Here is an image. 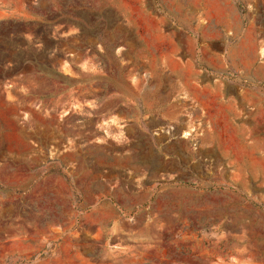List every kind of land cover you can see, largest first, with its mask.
Returning a JSON list of instances; mask_svg holds the SVG:
<instances>
[{
    "label": "rangeland",
    "instance_id": "374dc122",
    "mask_svg": "<svg viewBox=\"0 0 264 264\" xmlns=\"http://www.w3.org/2000/svg\"><path fill=\"white\" fill-rule=\"evenodd\" d=\"M0 264H264V0H0Z\"/></svg>",
    "mask_w": 264,
    "mask_h": 264
},
{
    "label": "trees",
    "instance_id": "16d2710c",
    "mask_svg": "<svg viewBox=\"0 0 264 264\" xmlns=\"http://www.w3.org/2000/svg\"><path fill=\"white\" fill-rule=\"evenodd\" d=\"M36 68H37L40 72H43L44 74H47V75H49V76H54L55 78H59L60 76H62V75H60L59 73H57V72H55V71H53V70H51V69H49V68H46V67H44V66H42V65H36Z\"/></svg>",
    "mask_w": 264,
    "mask_h": 264
}]
</instances>
